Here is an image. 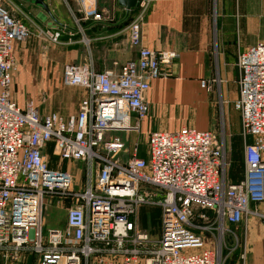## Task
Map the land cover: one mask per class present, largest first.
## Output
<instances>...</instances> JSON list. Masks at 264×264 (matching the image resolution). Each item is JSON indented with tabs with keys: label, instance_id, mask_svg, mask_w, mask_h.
Returning a JSON list of instances; mask_svg holds the SVG:
<instances>
[{
	"label": "built area",
	"instance_id": "built-area-1",
	"mask_svg": "<svg viewBox=\"0 0 264 264\" xmlns=\"http://www.w3.org/2000/svg\"><path fill=\"white\" fill-rule=\"evenodd\" d=\"M81 21L112 20L99 0H74ZM154 0H137L126 27L137 59L97 72L92 64L65 65L62 86L81 88L86 97L75 114L39 115L30 101L20 108L13 97L16 60L13 45L31 32L0 5V251L30 250L40 264H222L218 258L225 223L238 225L264 213V42L237 58L243 177L227 180L225 149L211 132L182 127L146 137L145 156L131 151L113 133L139 132L147 116L149 83L165 77L162 68L177 54L141 46V26ZM1 4V0H0ZM61 44L62 32L38 30ZM68 32L67 44L74 41ZM88 45V39L80 40ZM202 87H209L205 82ZM46 145L60 161L84 162L86 181L78 189L68 172L52 169ZM121 154H129L121 161ZM44 197L68 200L66 225L42 236ZM161 209L160 235L153 240L137 227L139 208ZM206 235V236H203ZM211 241V242H209ZM213 243L214 247L211 246Z\"/></svg>",
	"mask_w": 264,
	"mask_h": 264
},
{
	"label": "crops",
	"instance_id": "crops-1",
	"mask_svg": "<svg viewBox=\"0 0 264 264\" xmlns=\"http://www.w3.org/2000/svg\"><path fill=\"white\" fill-rule=\"evenodd\" d=\"M108 1L99 0V4H106L112 20L82 21L75 28L70 27L75 35L72 45L55 47L36 34L13 45L17 65L13 97L20 108L32 98H39L43 99L36 106L39 115L56 113L67 118L75 114L80 99L86 97L79 88L69 92L68 87L62 86L67 62H90L95 71L101 72L137 59V49L130 48L126 39V27L135 7L127 14L117 0ZM83 36L88 45L80 42ZM258 42H264V0H154L141 26V46L174 52L177 58L162 68L165 77L149 83L144 96L148 112L139 132L113 133L108 138H117L131 151L138 143H130L134 135L146 141L150 133L176 132L182 127L208 131L218 137L223 131L229 133L234 112L238 113L234 109L239 94L237 58ZM203 82L209 90L202 87ZM238 125L234 130L240 132V122ZM138 156L146 157L140 152ZM128 157L129 154L120 155L123 162ZM262 158L264 162V153ZM241 164L242 173L229 182L237 183L243 177V153ZM249 209L264 213V204L251 203ZM65 225L64 213L56 230ZM224 228L227 234L223 264H264L261 218L249 215L246 222L225 223Z\"/></svg>",
	"mask_w": 264,
	"mask_h": 264
},
{
	"label": "rangeland",
	"instance_id": "rangeland-1",
	"mask_svg": "<svg viewBox=\"0 0 264 264\" xmlns=\"http://www.w3.org/2000/svg\"><path fill=\"white\" fill-rule=\"evenodd\" d=\"M105 1L109 3L108 0ZM46 3L48 5L51 16L47 15L40 8L32 5L30 1H28L27 3L25 2V0H1L0 5L2 8H4L7 11L9 17L12 20L19 21L21 24L29 28L31 32L29 38L32 37L33 34L39 36L38 33L39 29L43 31H52L51 30L52 27H57V29L62 32V36L65 35L64 38H66L65 42L63 43L61 36V44H65L63 46H69L74 44L75 43L74 34L72 38L74 43L67 44V40H68V32L73 33L70 27L75 28V26L77 25L76 19H81V14L78 11V7L75 1L46 0ZM99 6L104 12L106 13L109 12L106 9L105 3L104 5L99 4ZM58 24H60L61 26H59ZM82 38L86 39L84 36ZM48 43L51 44L50 42ZM51 45L55 47H60V45H55V44H51ZM66 64L79 65L72 62L71 63L67 62ZM13 88H14V79H13L12 90ZM74 89L76 88H71V87L66 88V90H68L69 92H72ZM81 90L84 91L83 89ZM31 100L32 101L30 102L33 104V107L36 110H37L36 107L37 103H41L43 101V99L41 100L39 98H32ZM239 122H240L239 114L234 112L232 130L229 133L228 131L221 132L219 134V137L215 135L222 143L223 148L225 149V167H226L225 174L228 181L229 180L234 181L242 173L241 158L243 153V140L242 138H240L241 135L239 129L236 131L234 130V126H237ZM136 141H138L140 154L142 155L145 154V140L143 138L138 139L137 136L134 135V139H132L130 143L133 144ZM44 155L48 159V165L50 168L52 169L59 168L63 172L66 171L70 173L76 180L77 188L78 189L83 188L86 181V164L84 162L60 161L53 154L51 145L45 146ZM68 208H70V203L68 200H61L59 198H54V197L43 198L42 211L40 215L42 236H46L47 232L50 230L54 231L57 229L56 225L63 217V214L64 213L66 214ZM160 223H161L160 207H158L157 205H145L139 208L137 214V227L141 231L146 232L153 240L158 239L160 235ZM225 234H227L226 231L223 233V236L220 237L221 248L218 249L219 251L218 258L220 259V262L222 264L224 262V251H225L224 245H226V241L224 238ZM231 234H235V232ZM211 246L214 247L213 243L211 244ZM25 262H27L28 264H40L39 255L35 254L30 250H24L16 254H11L6 251H0V264H25ZM94 262H95L94 259H90L87 264H94Z\"/></svg>",
	"mask_w": 264,
	"mask_h": 264
},
{
	"label": "water",
	"instance_id": "water-1",
	"mask_svg": "<svg viewBox=\"0 0 264 264\" xmlns=\"http://www.w3.org/2000/svg\"><path fill=\"white\" fill-rule=\"evenodd\" d=\"M28 1H30L34 6L40 8L47 15L51 16L46 0H28ZM117 1H118V5L123 7L126 10L127 14L131 9H133L136 6L137 3V0H117Z\"/></svg>",
	"mask_w": 264,
	"mask_h": 264
}]
</instances>
